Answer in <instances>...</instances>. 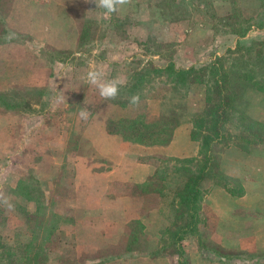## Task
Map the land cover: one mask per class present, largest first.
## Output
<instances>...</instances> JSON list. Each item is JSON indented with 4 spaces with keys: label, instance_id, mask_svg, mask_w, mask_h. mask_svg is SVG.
Returning <instances> with one entry per match:
<instances>
[{
    "label": "rangeland",
    "instance_id": "rangeland-1",
    "mask_svg": "<svg viewBox=\"0 0 264 264\" xmlns=\"http://www.w3.org/2000/svg\"><path fill=\"white\" fill-rule=\"evenodd\" d=\"M103 12L92 0H0V191L15 205L13 211L0 205V264L23 261L28 240L37 254L33 264L264 258L248 223L234 227L230 249L219 245L212 233L220 221L205 201L213 185L240 195L243 179L264 180V93L258 90L264 88V0H132L108 19ZM236 46L242 68L254 77L240 108L252 130L229 116L228 143L211 146L217 163L200 185L196 224L178 232L191 219L175 195V159L187 157L147 154L145 147L161 144L124 141L106 124L133 118L158 126L167 116L191 125L204 105L203 85L176 92L173 77L148 64L174 58L184 64L186 53L194 58L190 66L218 57L226 67L232 56L226 53ZM98 68L126 80L115 100L102 101L87 84L86 73ZM137 93L138 108L128 102ZM177 104L180 110L171 112ZM83 108L91 113L87 122L78 118ZM139 164L154 170L140 182L125 180L128 172L143 176ZM239 228L248 232L237 234Z\"/></svg>",
    "mask_w": 264,
    "mask_h": 264
},
{
    "label": "trees",
    "instance_id": "trees-1",
    "mask_svg": "<svg viewBox=\"0 0 264 264\" xmlns=\"http://www.w3.org/2000/svg\"><path fill=\"white\" fill-rule=\"evenodd\" d=\"M237 48L236 46V49L227 51L226 54H232V56L228 57L230 60L226 67L223 66V59L218 57L197 68L194 66L176 67L172 60L160 67L148 64L154 71L164 72L166 75L172 76L173 89L176 92L191 84H201L204 87V105L201 111L194 114L189 133L190 139L198 142V152L194 157L175 159L180 164L178 168L180 182L175 195L180 210L189 214L191 219L178 226V232L190 230L196 224L198 203L201 197L200 185L208 170L215 168V163H217L210 153L211 146L215 143L225 146L228 143L229 116L234 115L240 121L236 124L237 127L247 131L252 130V125L248 124L250 120L243 115L240 108L244 106H242L241 92L248 84L254 86L252 83L254 77L251 69L242 68L243 64L240 62L237 53L239 49ZM258 90L264 93V88H258ZM175 110H180V105L177 104L171 112ZM253 123L261 126L258 122ZM178 124V120L173 122L172 118L166 116L160 117V125L158 126H153L152 123L143 124V122L133 118L109 120L106 125L107 132L118 134L124 141L142 145H164L168 143L172 129ZM30 214L32 220L37 216L35 213ZM30 246L29 240L24 242L22 253L25 254V257L19 264H33L37 254L29 249Z\"/></svg>",
    "mask_w": 264,
    "mask_h": 264
},
{
    "label": "crops",
    "instance_id": "crops-1",
    "mask_svg": "<svg viewBox=\"0 0 264 264\" xmlns=\"http://www.w3.org/2000/svg\"><path fill=\"white\" fill-rule=\"evenodd\" d=\"M206 31L203 32V35ZM187 37V35H184ZM179 41V40H177ZM181 43H184L182 40ZM230 47V46H229ZM220 50H217L215 54H218ZM190 57L183 54L181 60L185 63H177L174 58V64L176 67H188L191 65ZM190 123H184L177 125L171 135L168 143L164 145H153L144 148V151L148 154H160L170 157H191L196 155L198 150V142L191 140ZM124 162L127 163V158H124ZM138 169H142L144 174L142 177L136 178L132 172L124 174L125 180L140 182L148 175H150L154 166L150 164H139ZM252 185V190L250 187ZM262 186H264V180L261 178L243 179L242 180V192L240 195H230L223 186L213 185L208 194L205 196V201L208 203L209 208L218 216L220 226L215 229L212 234H215V241L219 243L223 248L230 249L231 236L234 231V227H243L247 223L251 225L248 230H237V234L250 233L253 236V243L255 249L264 250V194H262ZM259 211V213L257 212ZM162 224V217L160 214V225ZM220 260H226V257H219ZM237 264H264V258L252 259L251 261L240 262L238 259H234Z\"/></svg>",
    "mask_w": 264,
    "mask_h": 264
},
{
    "label": "clouds",
    "instance_id": "clouds-1",
    "mask_svg": "<svg viewBox=\"0 0 264 264\" xmlns=\"http://www.w3.org/2000/svg\"><path fill=\"white\" fill-rule=\"evenodd\" d=\"M92 2L95 3L96 8L104 10L103 16L108 19L112 14L120 12L125 6L131 4L132 0H92ZM13 37L14 34H10L7 38L12 39ZM85 79L88 85L97 90L102 101L115 100L120 95L121 87L126 84V80L123 78H108V74L102 68L88 71ZM65 98V96H61V102ZM128 102L131 106L138 108L140 106V95L138 93L131 95ZM90 116L91 113L86 108L81 109L78 113V118L84 122H87ZM0 205L8 211H13L15 208L12 198L3 191H0Z\"/></svg>",
    "mask_w": 264,
    "mask_h": 264
}]
</instances>
